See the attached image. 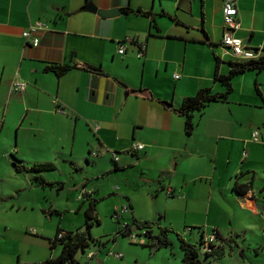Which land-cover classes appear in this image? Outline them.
<instances>
[{
    "label": "crops",
    "instance_id": "crops-1",
    "mask_svg": "<svg viewBox=\"0 0 264 264\" xmlns=\"http://www.w3.org/2000/svg\"><path fill=\"white\" fill-rule=\"evenodd\" d=\"M223 1L0 0V136L8 123L12 128L17 124L14 150L24 143L27 128L44 138L29 147L38 148L43 160L52 158L75 172L87 168L91 175L80 183L97 203L105 197L97 181L109 185L116 177L120 182L113 190L124 198L131 220H157L153 214H161L159 209L142 211L137 204L158 194L177 202L186 214L197 215L205 206L209 228L219 234L242 210L239 201L250 211L261 210L264 69L234 76L226 102H211L194 112L190 135L184 132V118L161 102L176 108L200 88L224 90L213 79L214 55L222 74L229 69L226 62L235 58L220 45ZM89 4L119 13L102 17L87 10ZM236 6L237 34L259 57L264 54V0H236ZM126 7L149 11L153 21L120 11ZM38 21L43 26L33 32L38 39L34 46L22 32ZM120 44L122 54L117 52ZM47 63L73 67L56 76L44 70ZM13 80L27 85L10 92ZM255 130L258 141L251 137ZM133 143L143 148L131 151ZM110 151L117 153V161ZM45 173H40L45 180L60 182ZM251 179L245 196L232 189L236 180ZM255 180H261V187ZM34 184L30 179L29 185L39 186ZM159 222L171 226L163 212ZM202 230L204 236L209 232ZM44 238L49 245L51 237ZM49 251L44 248L32 262L45 260Z\"/></svg>",
    "mask_w": 264,
    "mask_h": 264
},
{
    "label": "rangeland",
    "instance_id": "rangeland-1",
    "mask_svg": "<svg viewBox=\"0 0 264 264\" xmlns=\"http://www.w3.org/2000/svg\"><path fill=\"white\" fill-rule=\"evenodd\" d=\"M16 125L12 128L7 123L0 136V264H32V259L44 248L50 250L49 257H56L60 246L51 248L44 237L52 238L57 228L62 231L84 228L83 210L86 202H81L83 186L80 182L84 176L91 175L87 168L75 172L54 160L57 170L44 175L49 180L63 184L53 187L29 185L33 174L17 171L11 164L14 160L11 154L28 166L34 162L54 161L52 158L43 160L38 148L29 147L30 144H36L37 140L42 142L44 138L41 140L38 134L34 136L28 128L25 130L24 143H19L20 147L14 150L17 140ZM255 181L261 187V180ZM109 182L108 185L104 181H97L99 190L105 197L97 203L99 224H94L89 230L96 242L90 243L84 252L78 250L75 256L78 264H182V251L175 232L169 235L170 245L162 246L154 252H151L150 246H142L129 237L118 235L114 238L123 223H131L132 214L128 209L117 212V216H114V210L120 211L126 203L119 191L113 190L120 181L114 177ZM153 198L150 202L144 199L143 203H138L137 209H159L161 214H153V218L157 219L155 221L162 220L163 212L171 225L167 227L182 233L191 243L199 239L202 228L210 233L209 222L205 219V206L202 210H196L199 214L191 215L184 213L177 202L168 200L163 195L158 194ZM239 205L242 210L237 211L228 228V224L224 226L227 229L219 234L221 238H214L211 243L214 246L212 250L216 249L219 253L204 257L202 251L200 258L203 261H209L210 264H264V203L258 204L261 209L259 211L246 209L243 201H239ZM163 224L167 225L165 218ZM187 227L193 228L190 233L186 230ZM184 229L187 232H183ZM109 250L121 252L122 257L117 259L108 256ZM91 251L96 252L93 259L88 257Z\"/></svg>",
    "mask_w": 264,
    "mask_h": 264
},
{
    "label": "trees",
    "instance_id": "trees-1",
    "mask_svg": "<svg viewBox=\"0 0 264 264\" xmlns=\"http://www.w3.org/2000/svg\"><path fill=\"white\" fill-rule=\"evenodd\" d=\"M123 13L133 12L134 10L131 8H122L120 9ZM135 13H139L141 15L147 16L153 21V17L149 11L136 9ZM215 57V68L213 79L214 81L219 82L224 86V90L221 92H213L209 87L200 88L196 91V93L192 96L184 97L181 101L179 107H172L170 102L161 101L164 105L169 106L176 114L182 116L184 118V132L186 135H190L194 129V112L201 111L211 102H226L231 91H232V79L237 74L243 73L248 70H261L264 69V54L255 58L248 59L243 61L237 60H228L226 63L229 66L227 73H219L218 64L220 59L217 55ZM71 65H62L56 63H47L44 66L45 71H52L56 76H60L68 71ZM82 68L90 70V71H100V69L89 66L82 65ZM150 97V95H149ZM12 165L15 166L17 171H25L28 173H32V181L42 187L46 186H55L56 184H61V182H53L45 180L40 173L42 172H50L55 170V165L52 162H34L31 165H25L21 163V160L15 157L14 154H11ZM252 185V179L248 182H239L235 181L232 189L239 196H245L247 191L250 190ZM85 187V186H83ZM261 191H264V185L261 188ZM92 192L90 194H84L82 199V204L84 201L87 202L86 207L83 210L84 216V228H77L75 230H66L62 231L60 228L56 229V232L52 238H48V243L51 248L56 245L60 246V252L56 257H48L45 260L39 263L32 264H78L75 259V256L78 250L85 251V248L90 246V243L93 242L95 244L93 237L90 235V228L94 224H99V219L97 215V199L92 197ZM132 227L138 231H145V234L140 237L141 239H145L142 241V246H150V248L155 247V250L162 246L170 245L171 241L169 239V235L173 232L176 234V239L178 245L182 251V264H210L209 261H203L200 258L202 251H204V257H208L213 255L214 253H219L211 243H209L208 250L203 249L204 244V233L201 231V235L197 241L191 243L188 239H186L179 232L174 231L172 227L162 226L159 221L155 220H138L133 218L131 223H125L119 230H117L114 238L118 235L123 237H128L131 233ZM189 230H192V227H188ZM200 229V228H198ZM211 232L215 233V239L220 237L218 231L216 229L211 230ZM113 238V239H114ZM221 238V237H220ZM136 243V242H135ZM89 264V263H87Z\"/></svg>",
    "mask_w": 264,
    "mask_h": 264
},
{
    "label": "built area",
    "instance_id": "built-area-1",
    "mask_svg": "<svg viewBox=\"0 0 264 264\" xmlns=\"http://www.w3.org/2000/svg\"><path fill=\"white\" fill-rule=\"evenodd\" d=\"M42 22H34L31 24L28 29L24 30L22 32V36L26 41H29L32 43V45H37L38 39L33 35V32L42 27ZM240 29V22L238 20V10L236 6V0H224L222 4V36L220 40V45L226 49L233 58L237 61H243V60H248V59H255L257 57L256 51H253L246 43L245 41L238 36L237 32ZM124 46L120 44L117 48V52L119 54L124 53ZM143 54V44L139 46L137 56L140 57ZM175 78H178L179 75L177 73L174 74ZM26 82L22 80H13L10 84V92L13 93H18L21 92L25 87H26ZM56 110L58 112L64 113V108L61 105H57ZM98 124L93 123L92 124V129L96 131L98 129ZM252 140L258 141L259 140V133L257 130L252 132ZM143 148V144L140 143H133L130 147L131 151L134 150H141ZM95 154V153H94ZM111 157L114 161L118 160V155L114 151H110ZM81 196L80 198L83 199L84 194H90L91 191L86 190L84 187L82 188ZM168 195H170V192H167ZM128 210V206L124 205L120 211L114 210V216H117V212H123ZM125 224V223H123ZM122 224V225H123ZM145 234V231H138L135 228L132 227L131 233L128 235V237L133 241V242H141L142 235ZM215 237L214 232H210L209 234H206L203 237L204 244H203V249L208 250L209 243H212L213 239ZM96 255V252H89L88 257L89 259H93ZM108 256L120 259L122 257L121 252L109 250L107 252ZM92 264V263H91Z\"/></svg>",
    "mask_w": 264,
    "mask_h": 264
},
{
    "label": "water",
    "instance_id": "water-1",
    "mask_svg": "<svg viewBox=\"0 0 264 264\" xmlns=\"http://www.w3.org/2000/svg\"><path fill=\"white\" fill-rule=\"evenodd\" d=\"M87 10L96 12L98 15L102 17H112L115 16L119 13V10L114 8V9H108V10H102V9H97L95 6L89 4L88 6L85 7ZM155 251V247L151 249V252Z\"/></svg>",
    "mask_w": 264,
    "mask_h": 264
}]
</instances>
